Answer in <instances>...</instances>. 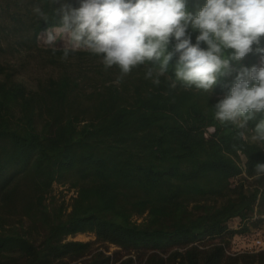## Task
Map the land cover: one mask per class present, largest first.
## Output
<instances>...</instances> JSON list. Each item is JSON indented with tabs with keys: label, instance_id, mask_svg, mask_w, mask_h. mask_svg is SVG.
Here are the masks:
<instances>
[{
	"label": "trees",
	"instance_id": "trees-1",
	"mask_svg": "<svg viewBox=\"0 0 264 264\" xmlns=\"http://www.w3.org/2000/svg\"><path fill=\"white\" fill-rule=\"evenodd\" d=\"M205 2L188 0V10ZM80 3L0 0V264H264V249L228 254L233 236L264 225V175L254 171L264 144L241 138L214 109L235 69L259 66V55L232 61L209 94L171 87L178 54L163 76L146 62L155 69L146 78L145 65L123 75L85 50L64 58L39 48L38 36L59 23L56 9ZM189 32L195 43L199 33ZM15 55L57 72L29 83L19 74L27 62L6 59ZM55 184L73 192L69 203L51 196ZM82 234L127 258L68 240Z\"/></svg>",
	"mask_w": 264,
	"mask_h": 264
},
{
	"label": "clouds",
	"instance_id": "clouds-1",
	"mask_svg": "<svg viewBox=\"0 0 264 264\" xmlns=\"http://www.w3.org/2000/svg\"><path fill=\"white\" fill-rule=\"evenodd\" d=\"M187 4L188 0H81L78 8L62 4L56 9L59 23L45 30L44 42L55 50L57 40L64 39V58L85 50L99 56L106 69L116 66L123 75L145 65L146 78L155 70L146 62L159 63V77L178 54L171 87L179 81L209 94L219 77L232 73V61L257 54L259 66L235 69L229 91L214 109L217 120L241 129V138L264 144V118L248 127L257 114H264V0H206L195 13ZM33 11L46 21L38 6ZM189 28L199 33L195 43ZM249 130L251 137L246 136ZM254 171L264 175V163H257Z\"/></svg>",
	"mask_w": 264,
	"mask_h": 264
},
{
	"label": "rangeland",
	"instance_id": "rangeland-1",
	"mask_svg": "<svg viewBox=\"0 0 264 264\" xmlns=\"http://www.w3.org/2000/svg\"><path fill=\"white\" fill-rule=\"evenodd\" d=\"M37 45L39 48L45 50V49H53V47L47 45L44 42L43 33H41L37 38ZM64 45V39H59L56 42V50L62 49ZM7 61L13 65V66H19L21 62H27L25 64V67L19 69L20 77L24 80H26L29 83H32L36 78L46 77L53 73V69L45 64H43L39 57L36 58H28L25 57L20 59L18 56H8ZM57 71H54L53 74H56ZM51 196L55 197L58 201L64 200L66 203H69L70 198L73 196L72 191H68L67 187H63L60 185H53L52 187V193ZM14 220V219H12ZM239 227V221L233 220L229 223V228L232 230L238 229ZM68 240L73 241H80V242H92V250L93 251H103L106 255L114 256L113 254L115 252H118L114 257L119 258L120 261L127 258L124 254H121V252L111 246V245H102L100 243L94 242L95 237L92 234H82V235H76L75 237L71 238L69 237ZM260 240L264 243V225L261 226L260 229H251L248 234L245 235H235L230 240V246H229V252L231 253H239L244 252L249 249L254 241ZM70 264H80L78 262L70 263ZM118 264V263H117ZM134 264H140L139 262H135Z\"/></svg>",
	"mask_w": 264,
	"mask_h": 264
},
{
	"label": "built area",
	"instance_id": "built-area-1",
	"mask_svg": "<svg viewBox=\"0 0 264 264\" xmlns=\"http://www.w3.org/2000/svg\"><path fill=\"white\" fill-rule=\"evenodd\" d=\"M262 249H264V243L260 240H256L254 241L253 245L249 249H247V251H244V252H257ZM239 253H242V252H239ZM228 254L233 255L236 253L228 252Z\"/></svg>",
	"mask_w": 264,
	"mask_h": 264
}]
</instances>
